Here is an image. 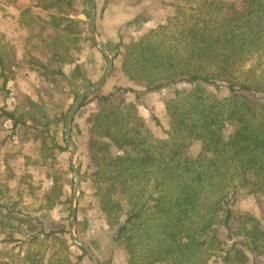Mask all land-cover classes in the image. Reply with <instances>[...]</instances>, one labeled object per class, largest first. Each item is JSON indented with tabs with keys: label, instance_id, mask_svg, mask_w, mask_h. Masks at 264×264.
<instances>
[{
	"label": "trees",
	"instance_id": "obj_1",
	"mask_svg": "<svg viewBox=\"0 0 264 264\" xmlns=\"http://www.w3.org/2000/svg\"><path fill=\"white\" fill-rule=\"evenodd\" d=\"M29 1L33 4L22 8L18 0H5L20 11L18 25L22 30L38 28V34L29 31L28 37H21V33L19 39L24 47L35 37L43 39L54 62L62 63L55 65L51 58L28 63L42 69L47 81L56 84L54 78H58L75 92L83 76L82 66L76 65L67 75L63 65L72 62L68 59L71 40L81 42L75 47L80 55L83 41L94 47L90 36L83 37L88 31L86 7L76 8L72 0ZM159 3L171 8L165 20L154 21L145 29L151 18L141 11L127 21L130 25L138 20L142 23L133 29L137 35L127 44L137 55L131 65H124V72L143 89L117 87L93 97L96 108L86 119L85 161L78 164L87 186L80 192L86 197L83 210H92L106 223L110 248L124 250L128 264H209L221 253L226 261L232 259L230 253L246 260L245 252L264 259V226L247 212L235 217L232 207L238 189L251 196L264 195V74L259 79L222 85L210 72L231 73L235 63L242 66L246 56L262 47L264 50V0ZM107 5L101 10L102 16ZM33 7L45 14L33 13ZM72 13L86 19L72 18ZM100 26L102 38L106 28ZM50 32L51 40L47 41L44 34L49 37ZM116 37L118 47L125 46L124 35L117 33ZM119 53L117 49L113 58ZM17 55L15 51L14 57ZM0 69L3 74L2 56ZM7 82L5 78L4 85ZM176 83H187L190 89H174V97L166 106L168 128L152 114L160 133L155 135L140 115L144 97ZM223 89L225 95H220ZM127 94L133 96L129 101L124 97ZM25 98L33 108L43 109V102L27 95ZM56 110L54 117L46 115L50 119L42 122L32 114L23 120L15 110L0 106V118L11 121L14 127L21 123L26 128L43 126L48 132L53 122H58L61 141L50 134L51 148L68 153L63 125L69 108ZM73 133L72 126V138L79 149ZM45 196L50 210L67 204L70 211L72 196L66 195L59 178L53 180ZM235 218L239 227L232 231ZM33 220L41 228L35 231V225L29 227L26 242L31 245L41 240L40 248L20 252L15 263L3 264H86L87 255L80 247L78 254L71 250L75 244L69 229H46L38 218ZM224 235L228 240L234 236L240 239L225 251Z\"/></svg>",
	"mask_w": 264,
	"mask_h": 264
},
{
	"label": "rangeland",
	"instance_id": "obj_2",
	"mask_svg": "<svg viewBox=\"0 0 264 264\" xmlns=\"http://www.w3.org/2000/svg\"><path fill=\"white\" fill-rule=\"evenodd\" d=\"M72 2L76 8L83 9L86 7L88 13V3H85L84 0H72ZM108 2L110 3L109 0H97L98 28L100 30V24H103L107 31L103 32L102 38L99 33L98 35L101 41L103 40L102 42L110 46L108 50L111 55L117 49H120V53L115 59L112 55L114 67L105 85L99 91L87 97L85 106L77 114L73 127V136L79 145V149L77 147V166L80 161H85L83 152L86 147L88 134L86 119L91 116L96 108V102L93 100L94 95H106L117 87L133 86L143 89L142 86L130 81L124 72V65H131L137 55L136 52L132 54L131 49L127 48V44L131 42L132 36L137 35L133 29L135 27L138 28L139 24L142 23V21L138 20L135 21V24L130 25V22H127L129 17L133 16V13L135 14L137 11H142L146 17L151 18V22L145 28L147 29L154 21L159 22L166 18L171 11L169 6L160 4V0H113V3H124V11L130 13L126 16V20L120 22L122 19L111 14V3L108 4ZM18 3L21 6H26L28 2L20 0ZM30 4H33V2H30ZM105 5L109 8L106 10L109 14L102 16L101 10ZM11 6L5 0H0V56L3 57L4 62L3 74H1L0 69V106L10 111L15 110L17 115L23 116L22 119H26L32 114L38 120L46 122L52 115L54 117V113L57 111L56 107L58 110L67 111L75 99V94L84 86L89 85L88 82L94 83L101 77L106 68V62L97 51L98 49L95 46L91 47L87 41L82 42L81 58H79V54L75 52V47L81 42L71 40L69 44L72 50L68 55V59H79V62L81 61L80 65H82L83 69L81 82L78 83L74 92V88L68 86L65 82L59 81L58 78H54L57 83L50 88L47 85L48 82L41 76L43 70L28 63L31 59L46 62L52 57L51 53L45 48L46 42L41 38L35 37L34 39L36 40L32 41L31 45L24 47V43L19 39L21 33L16 25V14ZM32 10L36 14L41 12L38 7H34ZM70 17L86 19L81 15L75 16L74 13ZM29 31L22 32L21 37H28ZM30 33L38 34V28L33 29ZM117 33L124 35L125 46L118 47ZM51 35L52 32L49 33V37L44 34V38L49 41L51 40ZM88 36V31L83 32L84 38ZM262 49L263 47L258 52L254 51L248 57L246 56L244 58L245 62H243L244 65L236 66L235 63L231 68V73H220L218 70H210V72L216 77L217 82L222 85H227L228 81L236 84L237 82H245L248 78L259 79L264 74V50ZM22 50L25 51L23 58L21 57ZM15 51L18 53L16 58L14 57ZM126 58L128 59L127 61ZM19 61H22V63H19ZM54 61L53 59L51 60V62ZM61 63L62 61L59 63L54 62L55 65H60ZM64 67L69 73L72 65L64 63ZM5 78L8 79V82L4 85ZM50 89L51 92H54L53 96L48 94ZM174 89L188 90L190 85L187 83H176L171 87L150 93L144 97V106L140 108V115H142L147 127L155 135L159 133V129L154 125L152 114L159 118L163 127L168 128L169 119L166 106L167 102L174 97ZM207 89L210 92H214L212 87H207ZM26 95L38 103L43 102V109L33 108L28 99L25 98ZM220 95H225L224 89L221 90ZM124 97L126 101H129L133 96L127 94ZM50 102L54 104L52 105ZM46 115L50 118H47ZM60 131L58 122H53L48 132L43 126L26 128L21 123L14 127L11 121L0 118V264L5 261L15 263L18 254L22 253V247H25L26 250L40 248L41 240L31 245L26 242L28 239L26 233L29 231V227H33L32 225L36 224V221L33 220L34 218H38L46 229H59L61 227L69 229V206L67 204L59 205L50 210V202L45 196L48 189L53 185L55 178H59L60 182L64 183L66 195L71 193L72 196L73 174L70 167V154H60L54 151L50 144V134H55L57 140L61 141ZM82 171L84 173V167ZM80 178L81 192V190L85 191L87 186L84 179L81 176ZM80 198V230L83 232L87 230L83 219L84 215H86L83 209L87 207V204L84 194ZM64 199L65 195L63 196ZM232 200H234L232 207L235 217L239 212H247L256 218L259 224L264 226V195L251 196L246 194L243 189H238L235 198H232ZM35 227V231H39L41 228L40 223L35 225ZM238 227L239 222L235 218L232 231H236ZM224 236L223 238L226 239L225 251L232 246L233 241L240 239V237L234 236L231 240H228L227 236ZM71 250L74 254L80 253L76 245L72 246ZM230 254L232 255L230 261L224 260L222 257L225 254L221 253L218 254L219 256L214 257L209 264H264L262 256L252 253L245 252L246 260L241 259V256L238 257L239 255L235 256L234 253ZM84 263L91 264L89 259H85Z\"/></svg>",
	"mask_w": 264,
	"mask_h": 264
},
{
	"label": "water",
	"instance_id": "obj_3",
	"mask_svg": "<svg viewBox=\"0 0 264 264\" xmlns=\"http://www.w3.org/2000/svg\"><path fill=\"white\" fill-rule=\"evenodd\" d=\"M96 22H97V2L96 0H88L87 28H88L89 36L92 40L93 45L103 55L106 62V68L103 74L101 75V77L96 82L86 85L79 90L67 112L63 125V138L65 145L68 149V152L70 154V167L73 174L72 197H71L70 215H69V234L73 243L76 246L80 247L86 253L91 264H101V263L99 262L97 256L92 251V249L85 242L79 239L76 231L77 209H78V202L80 196L81 178L77 166L78 149L72 138V126H73V120L76 114L78 113L84 100L89 95L99 91L105 85L114 67V60L112 58L110 51L106 48L104 43L99 38L96 28Z\"/></svg>",
	"mask_w": 264,
	"mask_h": 264
},
{
	"label": "crops",
	"instance_id": "obj_4",
	"mask_svg": "<svg viewBox=\"0 0 264 264\" xmlns=\"http://www.w3.org/2000/svg\"><path fill=\"white\" fill-rule=\"evenodd\" d=\"M18 1H20V0H18ZM24 1H26V2H28L27 3V5L26 6H21L22 8H26V7H28L29 5H31L30 4V1L29 0H24ZM110 1V5H111V8H110V10H111V14H113V15H116V16H118L120 19H122V20H120V22H123V20H125V18H126V16L127 15H129V14H127L126 13V11H124V3L123 4H121V3H113V0H109ZM96 2H97V0H96ZM32 3V2H31ZM19 4V3H18ZM105 4H106V2H105ZM14 10V12H15V22H16V25L18 26V30L20 31V33H22V32H24V31H26L27 32V30H22L21 28H20V26L18 25V20H19V16H20V11L17 9V8H15V7H13V6H11ZM104 7V6H103ZM102 7V8H103ZM34 8V7H33ZM136 8H138V7H136ZM109 8H107L106 10H108ZM39 10L41 11V12H38V14H41V15H43V14H45L44 12H42V10L39 8ZM140 11H137L136 13H139ZM106 14H109V12H107V11H105V13H104V16H106ZM133 15H134V13H133ZM96 28H97V32H99L98 31V6H97V22H96ZM103 41V40H102ZM104 43V42H103ZM105 46L107 45V44H104ZM110 46L109 45H107V49L109 48ZM97 49V48H96ZM98 51V50H97ZM99 52V51H98ZM100 53V52H99ZM101 54V53H100ZM102 55V54H101ZM103 56V55H102ZM79 58H81V55L79 54ZM104 58V57H103ZM77 63H76V62ZM22 63V61H19V63ZM81 62V61H80ZM79 62V59H76V60H72V62H67L68 64H70V65H72V67H71V70L69 71V73H67L68 71L65 69V67H64V65H63V70H64V72H65V74H67V75H69L72 71H73V69H74V67L76 66V65H80L81 63ZM82 66V65H81ZM42 76V75H41ZM40 76V78H42ZM43 79V78H42ZM46 80V79H45ZM45 80H43L44 82H45ZM47 81V80H46ZM48 83H47V85L51 88L53 85H56V84H54V81L53 82H50V80H48L47 81ZM79 82H81V79L77 82V83H79ZM67 84V83H66ZM68 86H70L69 84H67ZM71 87V86H70ZM51 90V89H50ZM82 109V108H81ZM80 109V110H81ZM79 110V111H80ZM79 111H78V113H79ZM77 113V114H78ZM77 114H76V116H75V118H74V120H73V122L75 123V121H76V117H77ZM142 116V115H141ZM74 123H73V127H74ZM63 140H64V138H63ZM64 144H65V142H64ZM77 146V145H76ZM67 151H68V149H67ZM69 153V152H68ZM79 202H80V196H79ZM79 202H78V209H77V221H76V231H77V235L79 234V239L80 240H82L83 242H85L88 246H89V244L91 245V246H93V248H94V250H92L94 253H95V255L97 256V258H98V260H99V262L101 263V264H128V255H127V253L126 252H124V250H122V249H114V250H112L111 248H110V242H109V240H108V237H107V235H106V233H105V230L108 228L107 227V225H106V223H102L101 221H99V219L97 218V216L93 213V211L92 210H87L86 211V215H84V217H83V219H84V221H85V223H86V226H87V230L86 231H81L80 230V210L81 209H79ZM71 204V203H70ZM70 212V211H69ZM70 214V213H69ZM54 218V217H53ZM98 228V229H97ZM95 229H97V230H95ZM82 232V233H81ZM89 243V244H88ZM26 244V243H25ZM22 245H24V244H22ZM90 247V246H89ZM23 249H22V254L26 251V249H25V247H22ZM91 248V247H90ZM92 249V248H91Z\"/></svg>",
	"mask_w": 264,
	"mask_h": 264
}]
</instances>
